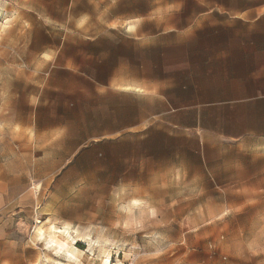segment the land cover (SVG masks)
Here are the masks:
<instances>
[{
	"label": "crops",
	"instance_id": "1",
	"mask_svg": "<svg viewBox=\"0 0 264 264\" xmlns=\"http://www.w3.org/2000/svg\"><path fill=\"white\" fill-rule=\"evenodd\" d=\"M21 14L0 65V109L17 107L0 121L26 142L10 161L22 185L0 206L83 170L102 140L119 171L179 141L264 140V0H24Z\"/></svg>",
	"mask_w": 264,
	"mask_h": 264
},
{
	"label": "rangeland",
	"instance_id": "2",
	"mask_svg": "<svg viewBox=\"0 0 264 264\" xmlns=\"http://www.w3.org/2000/svg\"><path fill=\"white\" fill-rule=\"evenodd\" d=\"M23 2L0 0V65L15 36L25 34ZM15 107L9 100L0 114ZM16 135V126L0 121L4 198L22 185L21 171L10 163L26 143ZM263 144L179 141L173 154L133 155L119 171L102 140L83 170L69 163L49 171L30 181L32 202L1 204L0 264H51L53 254L34 236L51 223L105 242L111 264H264ZM75 245L84 252L76 264H100L98 248L90 252L80 240Z\"/></svg>",
	"mask_w": 264,
	"mask_h": 264
},
{
	"label": "bare ground",
	"instance_id": "3",
	"mask_svg": "<svg viewBox=\"0 0 264 264\" xmlns=\"http://www.w3.org/2000/svg\"><path fill=\"white\" fill-rule=\"evenodd\" d=\"M133 206L138 205V201L132 202ZM37 223H41L37 221ZM34 236L38 241L45 244L46 249L53 254L54 258L48 257L51 264H76L79 259L84 256V252L79 250L75 242L83 241L92 252L94 248H98L99 254L95 259H99L100 264H111L110 252L106 249L105 242L101 240H93L89 233L79 229H70L68 225L56 226L51 223L46 229L43 226L36 228ZM94 256V255H93ZM117 264H122L117 261Z\"/></svg>",
	"mask_w": 264,
	"mask_h": 264
}]
</instances>
